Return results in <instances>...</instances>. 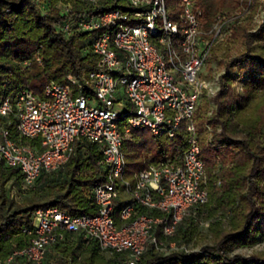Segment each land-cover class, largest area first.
Instances as JSON below:
<instances>
[{
	"label": "trees",
	"instance_id": "trees-1",
	"mask_svg": "<svg viewBox=\"0 0 264 264\" xmlns=\"http://www.w3.org/2000/svg\"><path fill=\"white\" fill-rule=\"evenodd\" d=\"M193 1L200 11L202 27L209 29L220 16L222 34L227 35L213 43L206 57L209 65L223 67L218 87L212 95L200 96L193 117L205 164L202 186L208 199L191 208L177 224L173 237H163L158 225L154 234L182 247L198 235L201 220H207L209 242L200 252H159L147 245L137 264H264V256L258 253H230L264 238V0H252L246 19L231 20L226 15L245 0ZM178 2L166 0L168 9L174 11ZM114 8L128 10L125 0H0V101L14 97L23 88L42 96L47 83H64L69 74L83 80L94 67L96 56L91 42L97 31L78 30L77 21ZM258 9L262 19L252 29L249 20ZM171 18L175 19L174 15ZM68 20L72 29L65 33L61 27ZM232 48L236 53L231 54ZM211 71L210 66L207 80ZM207 101L214 105L210 115ZM10 118L12 122L7 127L12 139L26 144L37 141L19 137L15 119ZM125 124V118H121L119 130L123 131ZM188 135L184 122L171 138L166 134L154 136L147 129H130L121 146L126 170L139 171L166 159L180 162ZM102 158L101 146L80 139L64 164L52 172L41 170L27 187L19 168L0 166V264L28 244L30 235L23 230L32 229L37 208L57 207L70 214L96 213L93 188L107 181ZM11 186L18 187L21 200L9 194ZM121 194L124 195L120 193L114 199V215L124 203ZM17 263L32 264L17 255L8 264ZM39 264L129 262L126 253H105L95 240L72 232L51 245Z\"/></svg>",
	"mask_w": 264,
	"mask_h": 264
},
{
	"label": "built area",
	"instance_id": "built-area-1",
	"mask_svg": "<svg viewBox=\"0 0 264 264\" xmlns=\"http://www.w3.org/2000/svg\"><path fill=\"white\" fill-rule=\"evenodd\" d=\"M125 1L128 10L114 8L77 21L78 30L97 31L91 42L94 67L83 80L69 74L64 83H47L42 96L23 88L0 101V166L19 168L25 187L41 170L52 172L64 164L80 139L101 146L107 179L93 188V215L37 208L32 229L23 230L30 235L28 244L4 264L15 255L39 264L51 245L72 232L95 240L105 253H126L129 264L140 261L147 245L159 252L188 251L159 239L154 229L158 225L163 237H173L191 208L207 202L202 186L205 164L193 117L200 96L215 92L200 71L213 43L222 36L223 23L217 16L205 30L193 0H179L174 11L166 0ZM61 28L70 33L71 21ZM118 84L127 99L120 109L115 105L122 102L114 97ZM10 116L19 137L37 141L26 144L12 139L7 127ZM121 118L126 121L123 131L118 126ZM181 122L189 133L181 161L152 163L133 172L132 180L125 178L121 146L129 130L147 129L154 136L171 138ZM120 190L126 198L114 215Z\"/></svg>",
	"mask_w": 264,
	"mask_h": 264
},
{
	"label": "rangeland",
	"instance_id": "rangeland-1",
	"mask_svg": "<svg viewBox=\"0 0 264 264\" xmlns=\"http://www.w3.org/2000/svg\"><path fill=\"white\" fill-rule=\"evenodd\" d=\"M246 3L242 4L241 7L235 9L233 12H231V14L226 15V17H228L227 20H231V19H238V18H243L249 13L248 11V7L250 6L252 0H245ZM250 15V14H248ZM262 19V11L260 9L256 10V12H254L251 15V19L249 20L250 25L252 26V29H255L258 24L261 22ZM226 34H222V36L217 40V41H222L226 38ZM236 53L235 49L232 48L231 49V54ZM211 66L212 71L210 73V86H211V90L215 91L218 87V76L219 74H221L223 72V67L222 66H218L216 63H211L210 65L207 63V61L205 60L202 69L200 71V76L201 78L207 80L208 79V73H209V67ZM123 86L121 84L117 85V92H115L114 97L117 99L121 100V105L117 104L115 105L116 109H120L122 106H126L127 105V99H125L124 95H123ZM210 95V94H208ZM206 100L209 99L208 97L205 98ZM208 102V101H207ZM202 104H204L202 102ZM201 104V105H202ZM213 103L212 102H208L207 103V110L208 113L207 115H210L209 113L211 112V110L213 109ZM134 172V171H133ZM128 170H126V174H125V178L132 180V173ZM120 193H123L121 190L119 191L118 195ZM9 194L13 197V199H15L16 201L21 200V193L18 191V187H12L10 188V192ZM124 194V193H123ZM122 196V194H121ZM123 199L126 198V195L124 194L122 196ZM166 242V241H165ZM171 242V241H168ZM209 242V230H208V221L207 220H201L200 224H199V233L196 237H194L187 245H185V247L187 248L188 251H200L201 247L205 244H207ZM167 243V242H166ZM230 253H241L244 255H250V254H260L262 256H264V238L261 239L259 242L255 243L254 245L251 246H244V247H240V248H234L231 250Z\"/></svg>",
	"mask_w": 264,
	"mask_h": 264
}]
</instances>
